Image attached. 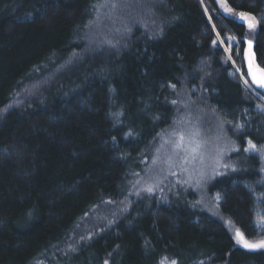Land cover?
Wrapping results in <instances>:
<instances>
[{
  "label": "trees",
  "instance_id": "16d2710c",
  "mask_svg": "<svg viewBox=\"0 0 264 264\" xmlns=\"http://www.w3.org/2000/svg\"><path fill=\"white\" fill-rule=\"evenodd\" d=\"M225 5L256 28L215 0H0V264H264L233 236L264 237V161L243 150L264 145L243 57L251 41L264 68V0ZM185 123L218 130L222 163L142 194L152 143Z\"/></svg>",
  "mask_w": 264,
  "mask_h": 264
},
{
  "label": "rangeland",
  "instance_id": "374dc122",
  "mask_svg": "<svg viewBox=\"0 0 264 264\" xmlns=\"http://www.w3.org/2000/svg\"><path fill=\"white\" fill-rule=\"evenodd\" d=\"M215 2L217 3V6L221 10V12L230 15L225 11V8H227L225 3L220 2V0H215ZM97 35L98 34L95 33L93 39L91 40V43L94 45H99L98 41L96 40L98 37ZM91 37L88 38L89 41ZM227 41L229 44L228 38ZM219 42L224 47V49H226L222 40H219ZM247 48L248 44L245 43L243 57L245 62V68L248 73V60L245 57V50ZM251 53L253 54L252 48ZM254 64L257 65L255 60ZM196 127L197 126L195 125L194 127H190L188 124L185 123L181 127V129H175L176 127H174L173 129H170L168 133L164 134L162 137H158L152 143L146 160L147 165L138 173V177L136 178V181H134L136 190L141 191L142 194L144 192L149 193L144 189H146L148 186H153L155 190V188L160 185V190H162L163 192H165L164 190L169 188L172 190L173 193L178 194L191 190L190 187L192 186L193 188H199L204 187L206 186V184H208V180L212 178L215 173L214 167L222 163L223 152L220 149V143L222 142V138L220 137V135L216 134L218 130H215L216 132L212 134H206L203 132V130L205 132H208V128H204L200 123L199 127ZM194 130L199 131L200 135L198 139L204 142V145L200 152L195 154V158H193L192 154H189L185 151L174 150L171 140H175L176 137L172 136L171 134L173 132L190 133ZM206 138L210 139L214 144L207 141ZM165 141L169 142L165 143ZM252 153L260 156L261 160L264 161V153ZM185 156H187L188 158L185 159ZM217 160H219V164L217 163ZM212 199L213 201H215V197H212ZM258 224L264 227L263 220H259ZM233 236L237 240L236 234H234ZM262 239H264V237L247 240L250 242H256ZM237 244L244 248L240 243Z\"/></svg>",
  "mask_w": 264,
  "mask_h": 264
},
{
  "label": "snow or ice",
  "instance_id": "6c2138e0",
  "mask_svg": "<svg viewBox=\"0 0 264 264\" xmlns=\"http://www.w3.org/2000/svg\"><path fill=\"white\" fill-rule=\"evenodd\" d=\"M222 3H227V0H220ZM225 11L234 16H238L241 20L245 21L247 23V26L250 31L254 30L257 26V18L254 15H251L246 12H239L235 13L233 9L230 7L225 8ZM229 47L226 49V51H230L231 47L233 46L231 41L235 40V37H229ZM217 41H213V44H216ZM248 48L245 50V57L248 60V75L251 77L252 83L256 84L260 88H264V68H261L259 65L254 64V54L251 53L252 48V42L247 41ZM231 57L229 56V59ZM245 83L247 84L248 81L246 80ZM171 87H175V85H171ZM175 104L176 101H173ZM258 108L261 111H264V108ZM235 127L237 129H240L243 127L242 124H236ZM130 134V133H129ZM172 136H175V140H171V143L173 145L174 150H181L185 151L189 154L193 155V158H195V154L199 153L202 149L204 142L198 139L200 133L198 130H194L190 133H183V132H173L171 134ZM169 141H165V143H168ZM247 147H245L243 150L244 152H262L264 153V145L258 147L257 144L253 143L252 140H248ZM235 150V149H234ZM188 157L185 156V159ZM217 163L219 164V160H217ZM223 167L225 168H232L233 171L236 170L235 165L232 164H224ZM218 174V173H217ZM145 191L151 193L154 188L153 186H148ZM139 194V193H137ZM217 199H219V195L217 196ZM236 238L237 242L240 243L244 248L255 250V249H264V239L256 241V242H250L247 239H245L244 235L237 230L236 231ZM105 264H108L107 261H105ZM171 264H177L175 260L171 261Z\"/></svg>",
  "mask_w": 264,
  "mask_h": 264
},
{
  "label": "water",
  "instance_id": "95a60500",
  "mask_svg": "<svg viewBox=\"0 0 264 264\" xmlns=\"http://www.w3.org/2000/svg\"><path fill=\"white\" fill-rule=\"evenodd\" d=\"M261 68H262V67H261ZM249 78H250V81H251V77H250V76H249ZM251 84H252L256 89L260 90V91L264 94V88H260V87H258L256 84L252 83V81H251Z\"/></svg>",
  "mask_w": 264,
  "mask_h": 264
}]
</instances>
